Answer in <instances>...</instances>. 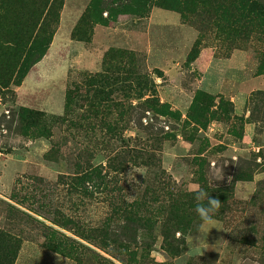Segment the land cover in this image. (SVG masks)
I'll use <instances>...</instances> for the list:
<instances>
[{"label": "rangeland", "instance_id": "rangeland-1", "mask_svg": "<svg viewBox=\"0 0 264 264\" xmlns=\"http://www.w3.org/2000/svg\"><path fill=\"white\" fill-rule=\"evenodd\" d=\"M54 1L0 0V264H264V34Z\"/></svg>", "mask_w": 264, "mask_h": 264}, {"label": "trees", "instance_id": "trees-1", "mask_svg": "<svg viewBox=\"0 0 264 264\" xmlns=\"http://www.w3.org/2000/svg\"><path fill=\"white\" fill-rule=\"evenodd\" d=\"M57 2L55 0L53 6ZM153 4L176 11L185 23H193L200 34L199 47L211 32L218 39L223 36L221 27L224 23L229 38L241 39L253 33L264 34L263 6L255 0H93L86 18L101 23L103 12H107L109 18L117 14L146 17ZM227 50L231 51L229 48ZM202 100V96L196 97L193 112L194 108L201 107ZM190 119H196L194 114L191 113ZM5 238H8L7 232L0 230V239Z\"/></svg>", "mask_w": 264, "mask_h": 264}, {"label": "clouds", "instance_id": "clouds-1", "mask_svg": "<svg viewBox=\"0 0 264 264\" xmlns=\"http://www.w3.org/2000/svg\"><path fill=\"white\" fill-rule=\"evenodd\" d=\"M196 200L201 201L196 206V212L201 221V230L205 225H214V213L219 209L221 202L219 199L213 198L210 193L201 190L196 194ZM206 201V203H204Z\"/></svg>", "mask_w": 264, "mask_h": 264}]
</instances>
